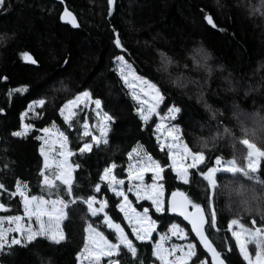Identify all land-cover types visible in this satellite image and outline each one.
<instances>
[{"label": "trees", "instance_id": "16d2710c", "mask_svg": "<svg viewBox=\"0 0 264 264\" xmlns=\"http://www.w3.org/2000/svg\"><path fill=\"white\" fill-rule=\"evenodd\" d=\"M249 4L256 5L258 0H115L114 15L109 17L107 0H63V3L61 0H7L6 10H0V77H7L0 80V108L5 110L0 114V183L14 190L19 178L27 182L31 194H41L39 170L43 157L40 155L41 141L36 137L39 129L52 122L69 137L68 148L74 154L67 159L69 164L80 166L72 175L75 190L82 195L92 194L99 173L109 163L115 162L114 174L125 178L129 162L127 152L138 145L153 158L167 161L166 150L162 152L156 146V133L153 132L156 117L149 121L151 127L142 125L136 112L137 101L115 70L116 55H124L136 75L157 82L166 94V104L175 102L182 107L177 121L172 123H180L183 138L193 151L205 152L208 166L213 165L217 155L225 161L234 159L238 165H243L246 154L238 139L234 141L227 135L218 137L215 141L209 140L207 147L201 149L200 138H210L218 126L220 131L227 126L239 138L240 126L234 112L239 111L240 117L256 112L264 115V16L258 12L250 15ZM65 7L77 17L78 28L59 19ZM205 14L213 17L217 28L207 23ZM113 27L126 53L115 48ZM197 48L210 54L207 61L211 66L210 74L204 68L194 67ZM22 51L33 55L38 64L23 60ZM160 53L173 60L167 70L161 66ZM181 73L184 74V87L174 83ZM21 86H27V90L8 94L10 89ZM83 89H88L94 98H100L103 110L113 115L115 121L110 124L108 146L101 144L82 156L76 151L81 143L78 128L85 117L90 125L98 120L94 105H81L77 109V116L73 118L75 126L71 129L59 116L58 109ZM37 99H44V105L37 104L29 110L31 102ZM165 103L160 105L161 109L165 108ZM21 113H25L24 122L33 124L34 128L23 137H13L11 132L20 130ZM258 147L264 149V143L258 142ZM162 175L165 201L173 190L180 188L196 202L205 203L206 182L199 176L189 185H183L169 169ZM255 175L264 181V158ZM237 177L241 183L253 186L258 195L264 193L261 184L240 174ZM229 179H232L231 174H218L220 184ZM97 195L109 201L105 209L109 215L123 219V214L114 208L120 198L108 191L106 184H102V191ZM129 197L134 208L150 206L148 201ZM214 199L219 231L206 224L207 234L226 257V264H245L227 230L228 221L238 216L245 227H252V219L259 226L261 217L240 210L238 201L230 202L228 194ZM0 202L10 205L9 211L0 214L23 212L18 196L12 198L0 190ZM152 214L159 219V231H164L171 220H178L199 245L189 226L180 218L171 214L157 216L154 211ZM100 217V220L90 217L84 205H75L63 225L64 241L56 244L37 238L25 247L13 246L0 252V261L5 264H78L76 254L83 245L87 222L99 227L115 242V234L101 226L102 214ZM122 226L126 233L131 232L126 221ZM130 239L137 244L144 264H160L152 256V242L135 241L131 236ZM155 239L153 235L152 240ZM229 246L231 252L227 251ZM198 251L210 264L202 247ZM119 259L120 264H131L130 257L123 253ZM106 263L107 258H103L101 264Z\"/></svg>", "mask_w": 264, "mask_h": 264}, {"label": "snow or ice", "instance_id": "6c2138e0", "mask_svg": "<svg viewBox=\"0 0 264 264\" xmlns=\"http://www.w3.org/2000/svg\"><path fill=\"white\" fill-rule=\"evenodd\" d=\"M6 3L7 0H0V10H6ZM114 3L115 0H107V15L109 17L114 15ZM248 7L250 15L258 12L264 16V0H258V4H249ZM59 19L74 28L80 26L77 17L67 7L63 9ZM204 19L213 28L218 27L211 15L205 14ZM111 31L114 34L113 44L115 48L126 53L127 49L124 47L117 29L113 27ZM160 55L161 66L167 70L173 60L165 53H160ZM20 56L33 65L38 64V60L28 51H22ZM210 58V54L203 48L195 49L194 67L204 68L210 74L211 66L207 63ZM115 61L117 62L115 70L125 83H128L131 75L143 84L144 87L141 89L143 97L135 92L132 96L138 104L136 112L142 125L147 127L152 126L149 121L156 117L153 132L154 134L160 133V135H155L156 146L162 152L166 150L167 161L162 162L153 158L144 150L143 146L138 145L127 152V157L131 161L134 153L137 156L142 154L147 163L137 162L133 164L130 162L127 165L125 169L127 191L123 187L125 179L118 178L114 174L116 164L112 162L107 164L99 173V181L93 186L92 194L82 195L75 190L72 175L73 171L80 166L75 163L69 164L67 159L74 154L68 148V135L61 131L55 122L39 129L41 133L45 134L36 137L37 140L43 141L40 147L43 166L39 170L41 194H31L27 182L19 178L16 179L14 190H9L5 184L0 183V190L7 192L9 197H19V203L23 209L22 215H0V252L10 250L13 246L25 247L36 241L37 238H44L56 244L61 243L66 239L63 225L69 219L70 209L75 205L82 204L90 217L100 220V214H102L101 226H105L115 234V242L105 236L99 227H94L88 223L84 232L90 235L85 236V245L76 254L78 262L83 258L87 259L89 264H101L103 258H108L107 264H120L119 257L123 253L130 257L131 264H144V260L139 255L138 246L133 239H130V236L134 237L135 241L140 242H148L153 239V233L157 231L159 224V219L153 217L152 212L154 211L157 216L175 214L182 217L183 221L191 225V232L199 241V245L193 242H188L186 246L172 243L170 248H166L165 242L169 241L171 237H178L183 240H187L188 237L185 228L180 223H170L167 230L152 243V256L158 259L161 264H189L190 261L191 264H208V261L202 258L203 254L198 251L199 247H202L204 252L211 257L210 264H226V257L210 240L205 225L207 224L208 228L219 231L214 198L221 194H228L230 202L238 201L237 207L240 210L246 213L259 214L261 217L262 223L259 226H256V220L253 218L251 221L253 226L245 227L237 216L228 221L227 230L234 238L236 248L245 264H264V193L258 195L253 186L241 183L237 177V174H241L249 181L264 186V181L255 175L259 161L264 158V149L255 143L256 138L264 137V115L259 112L253 113L254 126L249 127L244 120L240 119L241 113L239 111L234 112L240 126L241 136L239 138L235 137L227 126H223V131H220L218 126L215 134L210 138H200L201 149L207 147L209 140L215 141L218 137L227 135L232 136L234 141L238 139L239 143L245 145L248 150L246 167L238 166L234 159L225 161L220 155L215 156L212 166H208L205 163L207 159L205 152L203 150L193 151L183 138L180 123H172V121H177L182 112V107L175 102L166 104V94L158 86V83L136 75L124 55H116ZM126 72L127 74H125ZM183 75V73L179 74L174 81L181 87L185 86ZM6 79V76L0 77V80ZM128 86L133 87L132 84ZM22 90L26 91L27 86L10 89L8 94L11 95L12 92ZM44 103V99L33 100L29 108L37 104L44 105ZM162 103H165L164 109L160 108ZM87 104L94 105L98 120L90 125L88 118L85 117L79 125L78 134L81 143L77 146L76 151L82 156L91 153L94 147H99L101 144L105 147L108 146L110 124L115 121L113 115L103 110L102 100L98 97L94 98L88 89H83L77 91L72 98L67 99L58 109L59 116L62 117L69 129L75 126L73 118L77 116V109L81 105ZM205 107L208 108L209 106L205 104ZM4 111L3 108H0V114ZM23 117L24 113H21L20 130L12 131L13 137H23L34 128L31 123H23ZM213 118H215V112H213ZM51 136L56 137L52 143L58 142L59 144L58 157L53 155L51 147L46 149V145L49 144L46 137ZM50 155H52V159H50ZM5 167L8 165L6 164ZM165 169H169L175 175L176 180L182 182L183 185H189L197 176L202 178V182H206L207 187L205 203L202 205L196 202L189 193L180 188L173 190L171 196L165 201L164 184L158 182L164 179L162 174ZM149 172L152 174V182L145 183V173ZM221 173L231 174L232 179L220 184L218 174ZM134 181H138V183H134ZM102 184H106L107 190L114 193L115 197L121 198L118 203L114 204V208L123 214L122 220L105 211L109 206V201L106 198H98L97 195L102 191ZM129 193L135 195L138 201H150V206L143 207L141 210L134 208L129 200ZM9 209L10 205L0 202V211L7 212ZM124 221L131 228L130 233H126L122 226ZM6 222L7 227L5 226ZM233 226H235V230ZM11 233L16 235H10ZM89 240H91L90 244L88 243ZM250 242L255 244L254 255L248 249ZM227 251L231 252L232 248L227 247ZM177 252L179 255H176Z\"/></svg>", "mask_w": 264, "mask_h": 264}, {"label": "rangeland", "instance_id": "374dc122", "mask_svg": "<svg viewBox=\"0 0 264 264\" xmlns=\"http://www.w3.org/2000/svg\"><path fill=\"white\" fill-rule=\"evenodd\" d=\"M116 61H115V69H116ZM118 73V72H117ZM119 74V73H118ZM125 74H127V72L125 73ZM120 75V74H119ZM121 77V76H120ZM124 81V80H123ZM124 83H125V81H124ZM129 84H132L133 85V87H129L128 85ZM125 85L128 87V89H129V91H130V93L133 95L134 94V92L135 93H137V94H139V95H141V97H143V93L141 92V89L144 87L143 86V84L140 82V81H137V80H135L134 79V77L133 76H129V79H128V83H125ZM89 104H87L86 106H88ZM29 110H31V108L29 109ZM29 110L27 109V113H26V115H28V113H30L29 112ZM26 112V111H25ZM33 112V111H32ZM253 114V113H252ZM24 116H25V113H24ZM241 119H244L245 121H247V122H245L246 123V125L247 126H249V127H252V126H254L253 125V117L252 116H248V114L247 115H243V117H240ZM22 122V121H21ZM23 123H25L24 122V119H23ZM26 124V123H25ZM21 125V124H20ZM162 131V130H161ZM45 134L44 133H41L40 132V134H39V136H44ZM155 135H160V133H156ZM48 140H49V144L48 145H46V149L48 148V147H51L52 149H53V155H55L56 157H58V155H59V152H58V149H59V144H58V142L57 143H55V144H53L52 143V141H55L56 140V137L55 136H51V137H46ZM162 139H163V137H162ZM41 141V140H40ZM263 142L264 143V137H260V138H256L255 139V143L257 144V146H258V142ZM43 143V141H41V144ZM137 147V146H136ZM243 148H244V152H245V156H244V159H243V165H238V166H241V167H246L247 166V147L245 146V145H243ZM50 159H52V155H50ZM228 160H233V159H228ZM227 161V160H226ZM133 163V164H136L137 162H140V163H147V160H146V158L145 157H143V155L141 154V155H139V156H137V154H133V159L130 161L129 160V162H128V164L129 163ZM260 162V161H259ZM73 174V173H72ZM241 175V174H240ZM151 176H152V174L149 172V173H145V176H144V182L145 183H151L152 182V180H151ZM123 179H125V185H123V187H124V189H125V191H127V176L125 177V178H123ZM158 182H162V181H158ZM134 183H138V181H134ZM129 195H132V197L135 199V201H138L137 199H136V197H135V195H133L132 193H129ZM164 198H165V193H164ZM121 199V198H120ZM129 200L131 201V199H130V197H129ZM132 202V206L134 207V205H133V201H131ZM150 204H151V202L150 201H148ZM146 207V206H145ZM138 210H141V209H138ZM0 215H9V214H0ZM19 215H22V214H19ZM25 220H27V218H25ZM33 222H34V218H33ZM172 222H176V223H180L181 224V226L182 227H184L185 228V231H186V233L188 234V230H187V228H186V226L185 225H183V223L182 222H179L178 220H171L170 222H169V224L170 223H172ZM88 224V222L85 224V227H86V225ZM168 224V225H169ZM168 225H167V227H168ZM5 226L7 227L8 225H7V222L5 223ZM167 227H166V229L164 230V231H159L158 229H157V231L156 232H154L153 233V235H155L156 236V239H158L159 238V235L161 234V233H164L166 230H167ZM233 229L235 230V226H233ZM10 235H16L15 233H11ZM86 235H90V234H86L85 233V235H84V242H83V245H82V247H81V249L84 247V245H85V236ZM155 239V240H156ZM155 240H151L150 242H152V243H154V241ZM188 242H193L194 243V241H193V239L192 238H190V235L188 234V237H187V240H183V239H180V238H178V237H171L170 238V240L169 241H166L165 242V247L166 248H170L171 247V244L172 243H177V244H184L185 246H186V244L188 243ZM88 243L90 244L91 243V240H89L88 241ZM248 249H249V251H250V253H252L253 255H254V252H255V244L254 243H249L248 244ZM185 250H187L186 249V247H185ZM81 251V250H80ZM79 251V252H80ZM176 255H179V252H177L176 253ZM108 259V258H107ZM78 264H89V262H88V260L87 259H81L79 262H77ZM107 264V263H106ZM160 264H161V262H160Z\"/></svg>", "mask_w": 264, "mask_h": 264}, {"label": "water", "instance_id": "95a60500", "mask_svg": "<svg viewBox=\"0 0 264 264\" xmlns=\"http://www.w3.org/2000/svg\"><path fill=\"white\" fill-rule=\"evenodd\" d=\"M62 14V13H61ZM62 22H65V21H62ZM67 23V22H66ZM1 139V138H0ZM171 196V193L168 195V197H170ZM189 211H191V208H189ZM0 212H2V211H0ZM171 215H173V216H175V217H178V218H180L182 221H183V218L182 217H179L178 215H175V214H171ZM184 223H186L187 224V222L186 221H183ZM188 226H189V228H190V230H191V225H189V224H187ZM192 233V232H191ZM193 234V236H194V238H195V234L194 233H192ZM196 239V238H195ZM196 241L199 243V241L196 239ZM203 249V248H202ZM206 253V252H205ZM206 255L210 258V261H211V257L206 253ZM0 264H5V263H2L1 261H0Z\"/></svg>", "mask_w": 264, "mask_h": 264}]
</instances>
